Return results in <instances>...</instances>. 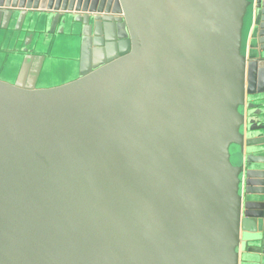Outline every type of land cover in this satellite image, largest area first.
Wrapping results in <instances>:
<instances>
[{
	"label": "water",
	"instance_id": "water-1",
	"mask_svg": "<svg viewBox=\"0 0 264 264\" xmlns=\"http://www.w3.org/2000/svg\"><path fill=\"white\" fill-rule=\"evenodd\" d=\"M3 32L107 63L0 80V264H264V0H0Z\"/></svg>",
	"mask_w": 264,
	"mask_h": 264
},
{
	"label": "rangeland",
	"instance_id": "rangeland-1",
	"mask_svg": "<svg viewBox=\"0 0 264 264\" xmlns=\"http://www.w3.org/2000/svg\"><path fill=\"white\" fill-rule=\"evenodd\" d=\"M251 24L250 14L244 20L242 54L245 53L249 45L248 31ZM128 51L129 47L125 48V52ZM27 55L43 57V74L36 85L38 89H50L71 83L85 75L84 71L92 68L96 70L107 63L106 59H102L95 64L88 63L89 66L84 68L79 62V56H76V51L66 52L60 38L55 39L52 36L40 48V44L34 37L30 40L29 34L20 32L13 35L3 32L0 37V80L13 84Z\"/></svg>",
	"mask_w": 264,
	"mask_h": 264
},
{
	"label": "crops",
	"instance_id": "crops-1",
	"mask_svg": "<svg viewBox=\"0 0 264 264\" xmlns=\"http://www.w3.org/2000/svg\"><path fill=\"white\" fill-rule=\"evenodd\" d=\"M245 28H246V25H245ZM251 28V27H250ZM245 30V29H244ZM250 30L248 31V39H249V43H250V38H251V36H250Z\"/></svg>",
	"mask_w": 264,
	"mask_h": 264
}]
</instances>
